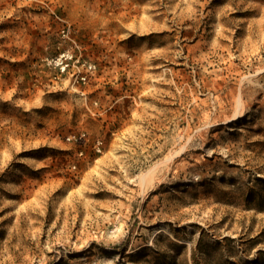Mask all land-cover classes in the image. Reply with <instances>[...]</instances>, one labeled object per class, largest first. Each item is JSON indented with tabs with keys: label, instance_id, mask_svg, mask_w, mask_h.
<instances>
[{
	"label": "rangeland",
	"instance_id": "1",
	"mask_svg": "<svg viewBox=\"0 0 264 264\" xmlns=\"http://www.w3.org/2000/svg\"><path fill=\"white\" fill-rule=\"evenodd\" d=\"M260 249L264 0H0V264Z\"/></svg>",
	"mask_w": 264,
	"mask_h": 264
},
{
	"label": "trees",
	"instance_id": "2",
	"mask_svg": "<svg viewBox=\"0 0 264 264\" xmlns=\"http://www.w3.org/2000/svg\"><path fill=\"white\" fill-rule=\"evenodd\" d=\"M224 239L226 241H235V239H232L230 237H224ZM195 264H200V263L196 262ZM217 264H240V263L236 262L235 260L226 259ZM247 264H264V250L262 249L258 250L257 255L254 258L250 259L247 262Z\"/></svg>",
	"mask_w": 264,
	"mask_h": 264
}]
</instances>
